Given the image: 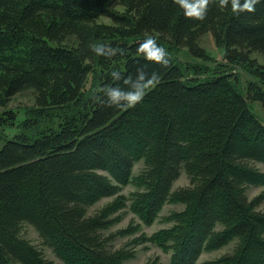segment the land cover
<instances>
[{
	"label": "trees",
	"instance_id": "1",
	"mask_svg": "<svg viewBox=\"0 0 264 264\" xmlns=\"http://www.w3.org/2000/svg\"><path fill=\"white\" fill-rule=\"evenodd\" d=\"M205 34L221 61L201 46ZM148 36L167 65L144 57ZM101 43L123 51L98 55ZM179 49L202 64L181 61ZM253 53L264 58V0L238 13L231 0H209L202 20L177 0H0V105L34 94L23 118L0 113V264H52L20 236L24 223L65 264H124L144 242L169 252L170 264H195L230 242L201 264H264V191L246 194L264 186V118L253 109L264 110V63ZM138 68L159 76L141 102L101 103L103 86L129 87ZM9 126L16 133L6 137ZM181 171L188 184L173 189ZM166 203L183 205L162 217L170 225L112 246L139 229L107 231L122 208L151 224Z\"/></svg>",
	"mask_w": 264,
	"mask_h": 264
},
{
	"label": "rangeland",
	"instance_id": "2",
	"mask_svg": "<svg viewBox=\"0 0 264 264\" xmlns=\"http://www.w3.org/2000/svg\"><path fill=\"white\" fill-rule=\"evenodd\" d=\"M102 20L108 21L107 18H103ZM200 44L206 50L209 57L216 59V61H221V50L218 47H216L210 34L203 35L201 37ZM177 55L179 56V59L181 61H189L190 63L202 64L201 60L195 57L192 58L188 56L184 49H181V50L179 49L177 52ZM252 56L257 57L261 63H264V58L261 55L253 53ZM206 63L207 62H205L204 64ZM230 72L235 74L236 70L232 69ZM239 72H240L239 76H240L241 85L245 87V82L248 78V75L242 71H239ZM33 97H34V94L31 91H24V92L17 93L5 105H0V113L5 109H10V108H14L16 110L18 109L19 111L17 113V120H19L24 117V113L22 109L24 107L33 105ZM253 109L258 112L257 115L261 117V119L262 117L264 118V110L260 106L257 105ZM14 133H16V128L14 126H9L4 130V134L6 137H11ZM1 145H2V142H0V146ZM258 164H260L261 168H264L261 163H258ZM142 165H143L142 161L136 162L133 166V173L136 174L140 170ZM187 184H188V178L186 174L183 171H181L178 178L173 182L172 188L175 189L179 186H186ZM246 187H247L246 194L249 198L258 194L261 191H264V186L247 185ZM133 190L134 188L132 187V185L128 184L121 188L120 193L124 195H128L129 192ZM112 199H113L112 196L100 199L99 201L94 203V205L90 207L89 212L91 213L94 209L106 204ZM182 207L183 205L181 204H175V203L164 204V206L162 207L160 211L159 216L151 224H144L140 220H138V218L135 217L134 214L129 210L128 206L122 208L119 211L120 220L116 222L115 224H113L107 231H111V230L114 231L115 229L124 228L127 225L128 226L131 225V227L132 225H137L139 226V229H137V231L133 234L130 233L125 236H117L115 240L113 241L112 246L114 248H118L120 246H123L125 243H128L130 239H132V237L136 235H138L136 236V238L144 234L148 235L152 233L154 230H157L158 228L170 225L169 222H164L162 217L169 214L171 211L179 210ZM257 208L260 210H264V199L258 205ZM20 236L26 239L27 241L31 242L35 247H37L42 252L44 257L48 259L49 261H51L52 264H65L62 260H60L54 254V252L52 251L50 247L42 243V240L38 232L32 225L28 223L22 224L20 228ZM234 244H235L234 242H230L218 249L210 250V251H203L200 254L195 264H201V262L206 259H214L225 252H229L233 248ZM154 257H158L160 264H170L169 263L170 253L162 251L161 248L149 242L138 244L135 247L134 257L129 260H126L124 264H144L146 260L154 258Z\"/></svg>",
	"mask_w": 264,
	"mask_h": 264
},
{
	"label": "clouds",
	"instance_id": "3",
	"mask_svg": "<svg viewBox=\"0 0 264 264\" xmlns=\"http://www.w3.org/2000/svg\"><path fill=\"white\" fill-rule=\"evenodd\" d=\"M177 2L184 9L186 16L201 20L206 16L209 0H177ZM221 2L227 5L228 0H221ZM256 2L257 0H244L243 3L240 0H231V7L237 13L244 9L254 11V4ZM140 50L147 60L158 62L161 65L169 63L166 49L157 44L155 37H146L140 45ZM93 51L98 55L112 56L117 51L122 52L123 50L101 43L94 45ZM136 73L134 80L131 77H125L124 83L130 85L127 88L120 87L119 85L103 86L101 91L106 94L107 100L106 102L101 101V103L109 106L129 108L135 107L137 103L141 102L146 94V89L154 87L159 81V76L156 73L148 74L143 68H138ZM111 75L115 79L120 78V73L116 70L112 71Z\"/></svg>",
	"mask_w": 264,
	"mask_h": 264
}]
</instances>
